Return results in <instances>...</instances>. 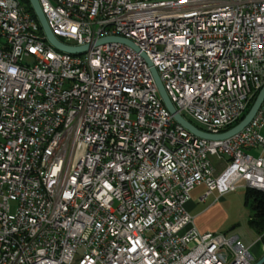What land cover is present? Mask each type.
I'll return each instance as SVG.
<instances>
[{
  "label": "built area",
  "instance_id": "1",
  "mask_svg": "<svg viewBox=\"0 0 264 264\" xmlns=\"http://www.w3.org/2000/svg\"><path fill=\"white\" fill-rule=\"evenodd\" d=\"M39 2L60 41L88 46L59 58L0 0V264H252L238 235L198 231L185 204L201 183L264 190V102L239 132L199 137L142 53L184 118L222 132L264 82V0ZM108 35L137 49L95 42ZM213 155L226 156L217 174Z\"/></svg>",
  "mask_w": 264,
  "mask_h": 264
},
{
  "label": "water",
  "instance_id": "2",
  "mask_svg": "<svg viewBox=\"0 0 264 264\" xmlns=\"http://www.w3.org/2000/svg\"><path fill=\"white\" fill-rule=\"evenodd\" d=\"M29 3H30L31 8L34 11V14H35L37 21L41 27V30L45 35V38L52 45H54L58 49H62V50L70 51V52H80V51L87 48V46H88L87 44L69 45V44H66V43L60 41L52 33V31H51V29L47 23L45 14L42 10V7L40 5L39 0H29ZM110 40L122 41V42H125V43L131 45L135 49H137L136 44L133 41H131L130 39L125 38V37L116 36V35L104 36V37L98 38L95 42L101 43V42L110 41ZM142 55L145 57V59L147 60L149 66H150V71L152 73L155 84L158 88L159 95H160L163 103L165 104V106L173 114L174 119L176 121H178L179 123H181L190 132H192L193 134H195L199 137L208 138V139H222V138H226L228 136H231V135L239 132L246 124L249 123V121L252 119V117L254 116L256 111L258 110L261 103L264 102V82H263L261 88L259 89L255 98L253 99L250 107L248 108V110L245 112V114L242 116V118L237 123H235L230 128H228L222 132H219V133L207 132V131L199 128L198 126H196L194 123H192L188 119L184 118L177 111V109L173 105L172 101L168 97V95L164 89V86H163V84L159 78L157 70H156L155 66L153 65L152 61L145 54L142 53ZM263 262H264V254L261 257H259L257 260H255L252 264H261Z\"/></svg>",
  "mask_w": 264,
  "mask_h": 264
},
{
  "label": "crops",
  "instance_id": "3",
  "mask_svg": "<svg viewBox=\"0 0 264 264\" xmlns=\"http://www.w3.org/2000/svg\"><path fill=\"white\" fill-rule=\"evenodd\" d=\"M261 133L264 135V126L261 129ZM249 150L250 153L258 155L262 151V147H253ZM218 160L224 162L223 159ZM203 186L204 184L201 183L193 187V193H191V197L186 202L185 207L191 214L192 224L198 231H221L220 228L225 223V216L222 218L219 210L224 208L222 201L226 199V193L231 190L221 193L217 189H213L208 194L204 195L205 188H203ZM238 187L244 186L239 185ZM234 226L235 225H232L229 229L234 228ZM221 232L226 233L225 231ZM233 234L238 235L242 242L249 247L253 257L252 263L264 254V243L262 242L259 233L248 224V217L246 226ZM261 264H264V262Z\"/></svg>",
  "mask_w": 264,
  "mask_h": 264
},
{
  "label": "rangeland",
  "instance_id": "4",
  "mask_svg": "<svg viewBox=\"0 0 264 264\" xmlns=\"http://www.w3.org/2000/svg\"><path fill=\"white\" fill-rule=\"evenodd\" d=\"M189 120L192 121L195 125L200 127L204 126L199 121L193 119L189 115L185 114ZM248 152L250 150H247ZM226 156H223V160ZM211 160L215 165V174H217L223 166V161L217 159L216 156H211ZM223 162V163H222ZM239 185H244V180H240L237 182ZM204 184V183H203ZM205 186V187H204ZM203 188L206 191V185L204 184ZM193 189V188H192ZM204 191V192H205ZM193 191H190V195ZM225 200L222 201V205L224 208H221L220 216L223 218L225 216V223L220 228L221 231H225L227 234H233L234 232L242 229L247 224V217L250 213V206L249 204L245 203V196H244V187H236L235 189L229 191L225 195ZM232 225H235L234 228L229 229Z\"/></svg>",
  "mask_w": 264,
  "mask_h": 264
},
{
  "label": "trees",
  "instance_id": "5",
  "mask_svg": "<svg viewBox=\"0 0 264 264\" xmlns=\"http://www.w3.org/2000/svg\"><path fill=\"white\" fill-rule=\"evenodd\" d=\"M21 1L26 6L27 10L36 18L34 11L30 6L29 0H21ZM36 21H37V18H36ZM37 25H39L38 22H37ZM38 29L40 32H42L40 25L38 26ZM258 91H259V89L251 97L245 112L250 107V105H251L253 99L255 98L256 94L258 93ZM245 112H244V114H245ZM238 121H236L235 123H237ZM235 123L226 126L225 130L230 128ZM198 127H200V126H198ZM244 196H245V203L249 204V206H250V213L248 215V224L251 227H253L259 233L260 238H261L262 242L264 243V190L256 188V187L245 186L244 187Z\"/></svg>",
  "mask_w": 264,
  "mask_h": 264
},
{
  "label": "bare ground",
  "instance_id": "6",
  "mask_svg": "<svg viewBox=\"0 0 264 264\" xmlns=\"http://www.w3.org/2000/svg\"><path fill=\"white\" fill-rule=\"evenodd\" d=\"M19 4H21V8L24 10V12H28V20L30 21V24L34 25V27H38L36 18L27 10L26 6L22 3L21 0H17ZM41 42H43L44 45H51V43L45 38L44 34H41ZM58 57L59 58H68V59H80L83 58V51L80 52H70L62 49H58Z\"/></svg>",
  "mask_w": 264,
  "mask_h": 264
}]
</instances>
